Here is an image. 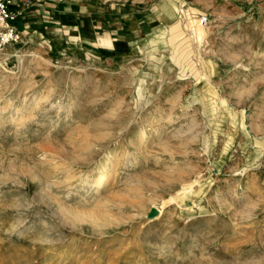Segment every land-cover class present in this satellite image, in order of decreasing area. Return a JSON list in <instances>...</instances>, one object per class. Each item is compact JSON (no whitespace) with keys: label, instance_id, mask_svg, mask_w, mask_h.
I'll return each mask as SVG.
<instances>
[{"label":"rangeland","instance_id":"374dc122","mask_svg":"<svg viewBox=\"0 0 264 264\" xmlns=\"http://www.w3.org/2000/svg\"><path fill=\"white\" fill-rule=\"evenodd\" d=\"M165 1L66 0L65 24L93 20L86 45L50 42L49 18L0 44V264H264V0H174L170 14ZM198 57L218 61L228 109L212 119ZM94 141L95 175L105 153L124 155L99 193L43 161Z\"/></svg>","mask_w":264,"mask_h":264},{"label":"bare ground","instance_id":"6f19581e","mask_svg":"<svg viewBox=\"0 0 264 264\" xmlns=\"http://www.w3.org/2000/svg\"><path fill=\"white\" fill-rule=\"evenodd\" d=\"M174 7H175L174 0H166L164 2V4H163V8L165 9L166 13H168V14H170V13L173 12ZM182 10H180V11L182 12ZM178 26H179V24H176L174 26L175 27V30H174L173 35H172L174 38H177V39H178V36L180 35L179 32L177 31V27ZM201 35H202V32L201 31L200 32L198 31V37H201ZM106 41H108V40H106ZM197 41H199V39ZM175 43H176V39H175ZM192 44H194V43H192ZM112 47H114V46H112ZM193 47H195V46H193ZM197 52H198V50H197ZM20 58L23 59V57H21V56H20ZM199 62H200V68H199L200 70L198 71L199 75H198V81L197 82L200 84L201 82L204 81V83L203 84H200L199 89H201L203 91H202L201 96L198 97V99H200L204 104L207 103V106L210 107L209 108V115H210V119H212V118H214L216 116V114H218V112H220V111H222L224 109H228V106L226 105L227 104L226 97L221 92H219V90L215 89V87H214V85L216 83L214 81V76H215L216 68L218 66V61L216 59H214V58H204V57H201V58H199ZM201 68H202V70H201ZM145 90H146V88L145 89H142L140 86L137 89V91H138L139 94L145 93ZM245 110H246V108H245ZM222 120H224V119H222ZM234 124L237 125L236 122ZM231 125H233V124H231ZM230 130H229V132H230ZM96 134H95V136L98 138V136L100 137L101 135L104 134V131H102V129H99L98 130V133H96ZM142 134H144V132H141V135ZM249 139L254 140L253 146L254 145L255 146H254V149L252 151V155L253 156H256L255 151L258 148V145L257 144H259V142L257 140H255L250 135H249ZM95 145H96V142L95 141L94 142H89L86 150L85 149H82L81 151L78 150L76 152H71L70 150L64 148V146L62 147V145H61V147L58 146V148L52 146L53 148H47L48 149L47 151H44L43 150V152H44V154H45V156L47 158L45 160L43 159V161L50 160L52 162L51 164L49 163V165H48V167H51V169H52L51 174H60V173L63 174L64 173L65 174L64 181H66V183H67V185L69 187H71V186L73 187L74 183L79 182L80 184L85 185L86 187H89V185H90V188L97 187L96 190L98 191L97 193H99V189L101 187H104L105 185L107 186L106 183L115 175V173H117V169H118L119 163L122 162V158H123L124 155H123V151L122 150H120L119 152H116L114 158H112V152L111 151L105 153V155L102 156V159H103L102 160L103 161V165L102 166L103 167L101 168V171H99V173H97L95 175L93 173L94 172L93 169L88 168L90 166V163H91V160H92V156H91L92 154H90L89 152H87V150L88 151H92V149L94 148ZM49 147H51V146H49ZM129 157L130 156L127 155V157H126L127 159L125 158L127 164L128 163L129 164H133L135 162V160L129 159ZM80 158L82 160H84V161H81ZM248 159L249 158H247V160ZM247 162H250V161L248 160ZM108 165L111 168L110 170H107V166ZM95 171H97V170H95ZM33 177L34 178H39V175L37 173H35L33 175ZM199 183H200L199 175H196L194 178H192L190 180H183L182 179L180 181L179 187L176 189V191L174 193H172L170 195V197H169L170 198V201L171 202L172 201H178V200L179 201L180 200L186 201L190 196H192V190L195 187V185H197ZM60 185H62V184H60ZM55 186H58V184L57 185L55 184ZM69 195H67V196H69ZM83 199L85 201V202H83V205H88L90 203L92 204V202H95V201L98 200L97 198H93V196L83 197ZM106 203H107V200H106ZM100 205H102V204L100 203ZM150 206L151 207L148 209V212L146 213V215L148 214L149 215V218H154V217L155 218L156 217L158 218L162 214V208H163V206L159 207V203L156 202L155 199L152 200ZM191 207L194 208V206H191ZM104 209H107V208H104ZM64 210H65V208H64ZM95 212L96 211H94V209L82 208V209H79L77 212H75L74 217L76 219H81L85 215L94 216L95 217V220L94 221H97V224L95 223V225H100V222L98 221V218H100V216L97 215ZM67 213L68 212H66V214ZM93 214H96V216L93 215ZM94 217H92V218L94 219ZM85 218H87V217H85ZM107 219H105L106 220L105 223L107 222ZM110 220H112V217H111Z\"/></svg>","mask_w":264,"mask_h":264},{"label":"crops","instance_id":"0c3cea01","mask_svg":"<svg viewBox=\"0 0 264 264\" xmlns=\"http://www.w3.org/2000/svg\"><path fill=\"white\" fill-rule=\"evenodd\" d=\"M64 3L66 0H32L29 6L19 4L21 13L14 21V25L20 31L21 36L26 37L31 28H42V22L49 23L47 21L49 18L51 23L46 29L44 28V31L50 42L65 43L75 48L86 45L87 40L94 37L92 18L85 21L79 20V25L65 24L75 20L70 18L71 12Z\"/></svg>","mask_w":264,"mask_h":264},{"label":"built area","instance_id":"2783aa9c","mask_svg":"<svg viewBox=\"0 0 264 264\" xmlns=\"http://www.w3.org/2000/svg\"><path fill=\"white\" fill-rule=\"evenodd\" d=\"M32 0H0V44L16 43L21 40V33L14 21L21 13L19 4L29 6ZM200 21L207 23L208 15H201Z\"/></svg>","mask_w":264,"mask_h":264}]
</instances>
